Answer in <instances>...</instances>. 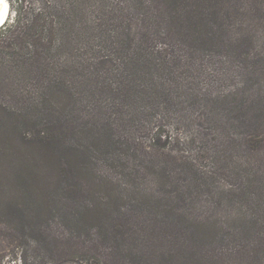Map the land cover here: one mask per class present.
Listing matches in <instances>:
<instances>
[{
  "label": "rangeland",
  "instance_id": "1",
  "mask_svg": "<svg viewBox=\"0 0 264 264\" xmlns=\"http://www.w3.org/2000/svg\"><path fill=\"white\" fill-rule=\"evenodd\" d=\"M9 2L0 27V264H264V182L256 183L264 181V148L245 143L248 118L264 115V30H255L251 12L259 0H234L222 31L198 18L181 28L178 7L147 0L160 13L159 33L191 32L194 46L184 48L180 65L184 106L166 118V145L150 147L148 129L127 130L120 158V148L90 137L80 150L94 152L91 161L72 148L73 138L50 157L23 135L47 121L42 100L53 97L59 68L87 44L70 19L87 23L93 9L132 0ZM38 13L54 27L53 44L30 60L8 37L19 17L22 24ZM255 55L263 59L256 73Z\"/></svg>",
  "mask_w": 264,
  "mask_h": 264
},
{
  "label": "trees",
  "instance_id": "2",
  "mask_svg": "<svg viewBox=\"0 0 264 264\" xmlns=\"http://www.w3.org/2000/svg\"><path fill=\"white\" fill-rule=\"evenodd\" d=\"M164 1L179 8L176 21L181 28L187 25L188 20L198 18L205 24L218 25L222 31L225 20L232 15L229 13L231 8L235 7L232 4L234 0ZM259 3L261 7L251 9V12L254 13V20L259 21L255 30H264V4L260 0ZM164 11L165 8L160 9L161 14ZM91 12L94 17L87 23L70 19L79 30L78 42L83 40L87 44L84 47L78 46L77 58L70 63L64 62L59 68L53 97L42 100L41 112L48 117L47 121L40 129L34 123L27 130L30 137L25 134L23 139L34 143L35 147L50 156L60 146H65L67 139L73 138L72 148L85 153L89 161L96 157L94 152L88 153L80 148L90 137L105 147L120 148V158L125 149L129 148V139L122 138L120 133L127 130L135 133L141 128L148 129L149 133L155 135L151 137L153 142L150 147L166 145L160 135L165 131L166 118L171 117L175 108L181 109L184 106L182 76L187 68L182 70L180 65L187 60L184 48L189 50L194 46L187 44L191 32L168 30L159 33L160 13L147 0H132L131 5L117 4L105 7L104 11L93 9ZM236 12L240 13L238 10ZM16 23L18 26L12 29L7 45L18 56L30 54L28 59L33 60L42 52H50L54 38L51 30L54 27L51 26V30L47 27L48 19L45 15L38 13L22 24L19 17ZM65 27L66 24L62 22L57 29L61 35L59 45L62 47L67 44ZM173 33L178 37H173ZM68 39L71 41L73 37L69 35ZM236 44L243 45L248 52L247 43ZM259 61L263 59L257 55L251 60L255 73L258 72ZM46 72L49 75V87L53 79L48 65ZM263 119L264 115L254 114L246 122L250 129L245 143L256 151L264 148L261 130ZM113 130L119 132L118 139L111 133ZM104 154L113 157V153ZM244 234H249V230L246 229ZM260 239L263 245V235H260Z\"/></svg>",
  "mask_w": 264,
  "mask_h": 264
},
{
  "label": "bare ground",
  "instance_id": "3",
  "mask_svg": "<svg viewBox=\"0 0 264 264\" xmlns=\"http://www.w3.org/2000/svg\"><path fill=\"white\" fill-rule=\"evenodd\" d=\"M10 2L9 0H0V27L3 26L8 20Z\"/></svg>",
  "mask_w": 264,
  "mask_h": 264
}]
</instances>
